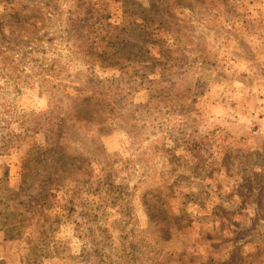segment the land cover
Listing matches in <instances>:
<instances>
[{
    "label": "rangeland",
    "instance_id": "1",
    "mask_svg": "<svg viewBox=\"0 0 264 264\" xmlns=\"http://www.w3.org/2000/svg\"><path fill=\"white\" fill-rule=\"evenodd\" d=\"M0 264H264V0H0Z\"/></svg>",
    "mask_w": 264,
    "mask_h": 264
}]
</instances>
